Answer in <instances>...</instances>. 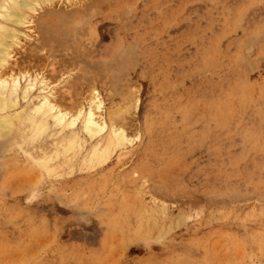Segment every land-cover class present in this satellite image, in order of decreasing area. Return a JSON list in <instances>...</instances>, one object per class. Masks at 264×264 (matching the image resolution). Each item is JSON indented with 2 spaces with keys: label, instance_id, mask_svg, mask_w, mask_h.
I'll use <instances>...</instances> for the list:
<instances>
[{
  "label": "rangeland",
  "instance_id": "rangeland-1",
  "mask_svg": "<svg viewBox=\"0 0 264 264\" xmlns=\"http://www.w3.org/2000/svg\"><path fill=\"white\" fill-rule=\"evenodd\" d=\"M74 1L17 27L7 69L71 116L93 91L107 133L80 120L82 148L48 175L28 154L65 132L28 154L0 142V264H264V0ZM112 127L127 141L89 164Z\"/></svg>",
  "mask_w": 264,
  "mask_h": 264
},
{
  "label": "bare ground",
  "instance_id": "bare-ground-1",
  "mask_svg": "<svg viewBox=\"0 0 264 264\" xmlns=\"http://www.w3.org/2000/svg\"><path fill=\"white\" fill-rule=\"evenodd\" d=\"M54 1H56V0H0V142H3L2 145L5 146L4 149H6V148L9 149V147L11 148L12 145H18L20 147L21 151L23 149V151H26V153L28 154L29 152L27 150H24V148H23L24 143H27V142L34 143L36 141H39L40 139H42V137L51 128L56 129L57 130L56 133H58V134H60V132H65L66 134L61 135V138L56 145L55 151L53 150L54 153H51V154L45 153V154L41 155L40 157H35L31 153L28 154L30 156L29 158H30L31 162L36 164L39 168L40 167L43 168L46 171L47 175H48V171L50 172V170L52 172L53 171L55 172V170H53L54 168L51 169L52 165H56V164L58 165L59 163L66 164L67 161H69V160L71 161V158H72L71 156H75L77 154L78 150L82 148L83 142H82L81 137H80L81 129H76V127H77L76 125L78 124V122L80 120H83V126H82L83 128L82 127L81 128H82V132H84L85 138L93 139L95 137L101 136L103 133H107L106 131L108 129V123L105 122L103 119L101 120L102 117L99 118L95 115V114H97V113H95L96 110L100 109L101 101L97 100V99H99V97H97V95L93 96L94 95L93 91H92V93H93L92 98L89 96L92 99L90 101L91 104H90V102H88V105L90 104L89 107L84 110V109H82V108H84V106L82 105V108L78 111V113L76 112L77 114L74 113L75 115L71 116V114H69L70 112L68 113L66 110L65 111L67 113L65 111L63 112L62 108L60 109L56 105V103L59 105L60 99L56 97L57 99H59L58 100L59 103L56 102L57 100L54 101L52 99L53 94H55V93H53L52 90H48V88L50 86L47 87V84L45 83V80L43 78H39L38 76H36L35 78H33V77L31 78V77L25 75L23 73V71L21 73L24 75L20 76V74L17 73L18 76H15V75H12V74H14L13 72L10 73L11 71H14V70L8 71V69H7V67L11 66L10 61L12 58L11 56H12L13 49L15 50V48L18 45H20L19 39L21 37H19V35L20 34L21 35L26 34L23 31L20 32L19 29H17V27L24 26L26 23H28L27 22L28 18H30V15L36 11L37 7L41 6L42 4L47 5L48 3H54ZM67 1L72 2V0H67ZM82 1H81V3H82ZM90 1L92 2V0H90ZM73 2H75V1L73 0ZM101 2H102V0H101ZM83 3H86V5H85L86 9L83 6V4L82 5L80 4V7L77 6L79 4H77V5L75 4V6L78 7L77 8L78 10L77 9H76L77 11L74 10V13L78 12L79 8H81L82 11H84V10L86 11L89 8L87 5L88 4L87 0H86V2H83ZM103 3H104V1H103ZM103 3L98 2V4L97 3L95 4L93 2V5L95 4V6H97V5L99 6V4L103 5ZM90 4L91 3H89V6L91 7ZM93 5L91 8H94V10L92 9L94 12L97 9L95 6L93 7ZM81 6L84 7V9ZM39 10H41V9H39ZM92 10L88 11L89 13L91 12L90 15L93 14ZM87 11H86V13H87ZM79 12H81V10ZM84 12L82 14H84ZM51 13H53V12H51ZM72 14L73 13H71V15ZM82 14L80 13L78 15H82ZM59 15L60 14H58V17H59ZM73 15H75V14H73ZM51 16H52V14H51ZM84 16H86V14H84ZM87 16H89V14ZM94 16H97V15L94 14ZM82 20H83V18H82ZM192 42L194 43V41H192ZM35 50H37V49H35ZM38 51H40V50H38ZM35 56H37V54ZM88 56H89V54H88ZM30 58H32V57H30ZM29 60H31V59H29ZM54 61H56V60H54ZM19 71L20 70H18L17 72H19ZM15 73H16V71H15ZM126 74H127V72H126ZM97 77H99V76H97ZM91 85H90V88H92ZM69 89H72V88H69ZM94 89H96V88H94ZM90 90H89V92H90ZM67 91H69V90H67ZM94 91H96V90H94ZM34 92H35V94H34ZM57 93L58 92H56V94ZM68 95H69V93H68ZM93 97H95V98H93ZM90 98H88V99H90ZM71 99H73V98H71ZM21 100H23V101H25V100L29 101L30 100L29 105L27 107H25L26 108L25 110H23L24 108H22V110H23L22 112H16V110H18V108H19V104H20ZM62 105H63V103H62ZM136 109H137V107H136ZM96 117L99 120H97ZM114 129L112 127V129H111L112 131L108 132V134H106V136L102 139L101 143L92 146V149H91L90 155H89L90 157L88 156L89 160H90L88 162L89 164L95 163V161H96V163H97V161L103 162L102 161L103 158L108 159L109 155H108V157L106 155L109 153V150L113 147V145L114 144L116 145V144L122 142L121 141L123 139L122 136H124V135L121 134L122 135L121 136L117 132V130L116 129L114 130ZM118 131H119V129H118ZM120 132H123V131L120 130ZM124 137H126V136H124ZM126 138L123 139L124 142H122L121 145H123L125 143ZM95 141H97V140H95ZM128 143L126 142V145ZM39 149H41V148H39ZM60 158H63V162H61V161L57 162L58 159H60ZM84 161H85V158H84ZM50 175H51V173H50ZM49 177H51V176H49Z\"/></svg>",
  "mask_w": 264,
  "mask_h": 264
}]
</instances>
